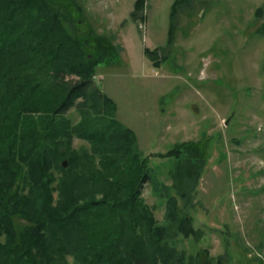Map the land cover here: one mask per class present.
Wrapping results in <instances>:
<instances>
[{"label": "trees", "instance_id": "1", "mask_svg": "<svg viewBox=\"0 0 264 264\" xmlns=\"http://www.w3.org/2000/svg\"><path fill=\"white\" fill-rule=\"evenodd\" d=\"M64 1L0 0V264H210L206 248L179 246L204 236L190 211L205 166L199 143L141 149L92 78L114 45L77 29L71 11L83 7ZM144 5L136 0L133 15ZM145 53L160 63L158 49ZM154 155L176 158L173 183L155 180ZM148 182L165 199L164 221L144 196Z\"/></svg>", "mask_w": 264, "mask_h": 264}, {"label": "rangeland", "instance_id": "2", "mask_svg": "<svg viewBox=\"0 0 264 264\" xmlns=\"http://www.w3.org/2000/svg\"><path fill=\"white\" fill-rule=\"evenodd\" d=\"M175 1L145 0L134 16L136 0H75L83 14L71 12L77 29L114 45L97 66L101 78H92L141 149L166 152L193 140L205 154L190 209L204 236L179 246L206 248L210 264L219 256L224 264H264V0H182L174 9ZM147 46L158 49L159 64ZM152 157L155 180L173 183L176 158ZM144 196L164 221L153 182Z\"/></svg>", "mask_w": 264, "mask_h": 264}, {"label": "water", "instance_id": "3", "mask_svg": "<svg viewBox=\"0 0 264 264\" xmlns=\"http://www.w3.org/2000/svg\"><path fill=\"white\" fill-rule=\"evenodd\" d=\"M69 164V160L66 158L64 161H63V165L64 166H67Z\"/></svg>", "mask_w": 264, "mask_h": 264}, {"label": "crops", "instance_id": "4", "mask_svg": "<svg viewBox=\"0 0 264 264\" xmlns=\"http://www.w3.org/2000/svg\"><path fill=\"white\" fill-rule=\"evenodd\" d=\"M147 47H149V46H147ZM149 48H150V47H149ZM156 48H157V47H156ZM146 55H147V54H146ZM136 133H137V132H136ZM137 136H138V134H137ZM138 139H139V136H138ZM139 142H140V141H139ZM140 143H141V142H140ZM141 145H142V144H140V147H141Z\"/></svg>", "mask_w": 264, "mask_h": 264}, {"label": "built area", "instance_id": "5", "mask_svg": "<svg viewBox=\"0 0 264 264\" xmlns=\"http://www.w3.org/2000/svg\"><path fill=\"white\" fill-rule=\"evenodd\" d=\"M95 76H96L97 79L99 78L98 75H95Z\"/></svg>", "mask_w": 264, "mask_h": 264}]
</instances>
